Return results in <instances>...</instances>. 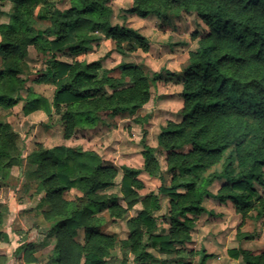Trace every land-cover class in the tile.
<instances>
[{
    "label": "trees",
    "instance_id": "trees-1",
    "mask_svg": "<svg viewBox=\"0 0 264 264\" xmlns=\"http://www.w3.org/2000/svg\"><path fill=\"white\" fill-rule=\"evenodd\" d=\"M5 1L12 7L8 20L0 23L1 106L11 109L23 99L25 114L40 109L49 115L58 113L65 137L70 138L78 127H94L104 117L120 113L135 114L149 102L158 75L150 78L136 63H121V74L115 77L102 71L100 59L58 58V54L90 52L102 40L101 33L120 48L136 40L148 49L137 30L112 24L111 0H70L65 9L51 0L0 3ZM173 6L196 14L208 30L190 52L182 73V119L169 120L157 135L172 173L171 183L161 186L170 198L171 230L155 233L153 213L160 204L151 193L129 220L130 233L123 240L134 261L145 264L158 261L150 247L170 256L192 239L194 217L205 211L207 196L233 202L243 218L257 204L264 208V198L256 188V184L264 185V0H132L128 12L160 16ZM30 47L44 57L46 68L36 81L55 85L52 100L32 90L22 95L28 81L23 73ZM17 138L10 124L0 120V183L14 166H28L27 175L36 182L35 194L42 193L40 202L48 205L42 214L49 223L44 242H24L17 248L21 260L38 263L39 247L53 238L47 264H109L118 237L103 230L101 213L107 209L113 219L123 218L140 199L138 190L145 186L142 172L163 179L157 148L143 139L142 167L121 166L125 207L116 194L109 193L120 170L106 165L97 151L38 144L24 157ZM219 163L220 169L206 174ZM216 180L224 183L211 194L209 187ZM72 189L80 193L76 199L65 195ZM7 212L0 203V240L5 242L10 241L3 230ZM261 215L262 210L257 216ZM81 233L83 241L79 240ZM229 252L245 264H264V247ZM199 254L196 264H208L209 254L203 248ZM7 260L6 255L0 256V264Z\"/></svg>",
    "mask_w": 264,
    "mask_h": 264
},
{
    "label": "rangeland",
    "instance_id": "rangeland-1",
    "mask_svg": "<svg viewBox=\"0 0 264 264\" xmlns=\"http://www.w3.org/2000/svg\"><path fill=\"white\" fill-rule=\"evenodd\" d=\"M51 1L60 9L67 8L70 3V0ZM131 5L132 0H111L114 11L111 22L126 25L141 33L146 39L147 50L136 40L124 42L120 48L112 38L101 33L102 40L95 44L90 52L76 55L58 54V58L67 61L100 59L102 71H107L115 77L120 76L119 66L124 62L140 65L150 78L158 75L152 82L151 99L135 114L120 113L113 117H104L94 127H78L70 138H66L60 114L49 115L43 109L25 114L22 109L23 99L11 109L0 105V120L10 124L12 130L18 135L17 142L24 157H27L38 144L45 148L66 144L80 150H95L101 155L106 165L118 168L120 173L115 185L109 189V193L116 194L125 207L127 202L122 199L121 193V166L126 164L137 168L142 167L143 139L148 145L157 148L163 179L154 178L142 172L140 178L145 186L138 190L140 199L128 209L125 216L113 219L107 209L101 213L104 218L103 230L114 233L118 237V243L112 251L109 264H145L134 261L130 248L123 245V240L127 239L130 233L129 220L144 207L142 200L147 195L156 194L160 204L153 213L157 220L155 233L167 234L171 230L170 198L161 191V186L171 183L172 173L167 168L166 152L158 146L157 135L161 127L169 120L179 122L182 119V73L188 64L190 52L197 48L199 39L208 30L207 25L196 14L185 12L174 6L165 10L160 16L150 14L147 17H141L137 13L128 12ZM11 7L10 1L0 3V23L8 20ZM1 64L0 58V67ZM45 68L44 57L37 54L34 47H30L23 73V76L28 78L26 88L22 91L23 96L32 90L52 100L55 85L51 82L36 81ZM27 167L26 165L25 167L14 166L7 177L1 181L0 203L7 208L6 220L9 223L15 222L9 208L16 202L26 204L27 207L23 210L22 216L27 223L25 227L28 228V233L32 230L30 237L35 242L41 243L44 242L49 229V223L42 214L48 205L40 202L42 193L35 194L36 182L28 177ZM220 168L221 163L208 169L206 174ZM222 183L224 180L214 181L209 187L211 194L217 193ZM256 188L259 195L264 198V185L256 184ZM79 194L76 189L65 193L68 199H76ZM203 205L205 211L194 217L192 239L184 245H179L180 252L170 256L150 247L149 250L158 260L153 264H179L181 261L196 264L200 259L199 251L202 248L209 254L208 264H245L241 258L233 257L229 251L239 247L253 250L264 247V208L260 204H257L258 207L245 218L237 212L233 202L222 203L213 195L207 196ZM261 210L262 215L257 216L258 211ZM25 230L22 229V232ZM246 234L253 237H245ZM83 238L81 233L79 240L83 241ZM46 242L47 244L39 247L37 264L48 263L54 239L48 238ZM13 259L16 263L18 262L16 256Z\"/></svg>",
    "mask_w": 264,
    "mask_h": 264
},
{
    "label": "crops",
    "instance_id": "crops-1",
    "mask_svg": "<svg viewBox=\"0 0 264 264\" xmlns=\"http://www.w3.org/2000/svg\"><path fill=\"white\" fill-rule=\"evenodd\" d=\"M26 204H22L20 202H16L10 209L11 214L14 215L15 222L9 223L5 219V224L3 230L9 235V242L0 240V256L6 255L8 260L6 264H22L21 254H17V248L22 245L24 242L34 241L30 236L32 235V230L28 233L27 223L23 220V210L25 209ZM10 214V213H9ZM11 216V215H10ZM26 226V227H25ZM22 229H26L25 232H22ZM35 242V241H34ZM37 242V241H36ZM14 256L17 257L18 262L14 261ZM26 264V263H23Z\"/></svg>",
    "mask_w": 264,
    "mask_h": 264
},
{
    "label": "water",
    "instance_id": "water-1",
    "mask_svg": "<svg viewBox=\"0 0 264 264\" xmlns=\"http://www.w3.org/2000/svg\"><path fill=\"white\" fill-rule=\"evenodd\" d=\"M30 264H37V263H30Z\"/></svg>",
    "mask_w": 264,
    "mask_h": 264
}]
</instances>
